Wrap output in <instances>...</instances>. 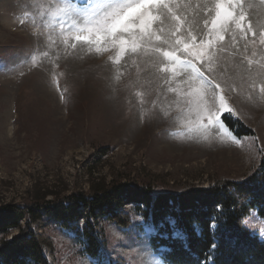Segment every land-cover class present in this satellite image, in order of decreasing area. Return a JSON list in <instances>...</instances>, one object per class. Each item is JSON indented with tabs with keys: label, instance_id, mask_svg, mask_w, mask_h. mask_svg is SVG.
I'll list each match as a JSON object with an SVG mask.
<instances>
[{
	"label": "rangeland",
	"instance_id": "rangeland-1",
	"mask_svg": "<svg viewBox=\"0 0 264 264\" xmlns=\"http://www.w3.org/2000/svg\"><path fill=\"white\" fill-rule=\"evenodd\" d=\"M108 2L0 0L1 201L26 205L46 190L89 193L120 174L151 185L156 193L181 192L224 178L243 181L260 163L264 94L259 88L264 70L255 61L264 63V44L259 42L264 0H243V33L233 24L226 31L211 28L217 0H169L181 20L157 9L160 16L150 29L155 35L151 40L137 36V53L126 52L119 64L118 41L113 46L109 38L100 45L109 50L97 53L96 45L73 39L76 28L91 26L88 17L97 19L100 6ZM231 7L238 15L240 9ZM161 21L163 33L158 31ZM117 36L132 39L125 33ZM156 47L161 51H154ZM177 48L175 54L205 76L212 57L211 75L224 89L216 91L235 111L222 117L236 121L234 130L224 121L231 136L207 120V96L198 90L192 68L163 56V51ZM133 221L143 223L137 213ZM99 224L106 244L98 257L86 252L73 231L54 221L42 227L55 243L52 264H166L151 247L154 227L139 234L135 226L121 228L106 220ZM245 224L264 240V219L256 212ZM18 232L14 228L9 238Z\"/></svg>",
	"mask_w": 264,
	"mask_h": 264
},
{
	"label": "trees",
	"instance_id": "trees-1",
	"mask_svg": "<svg viewBox=\"0 0 264 264\" xmlns=\"http://www.w3.org/2000/svg\"><path fill=\"white\" fill-rule=\"evenodd\" d=\"M224 121L235 129L236 121ZM253 212L264 219V152L243 181L224 178L181 192L156 193L120 174L89 193L46 190L26 205L0 200V264H52L55 243L40 231L50 221L73 231L86 252L98 257L106 244L102 220L135 226L139 234L154 227L151 247L166 264H264V240L242 223ZM133 213L141 225L134 224ZM14 228L19 232L9 238Z\"/></svg>",
	"mask_w": 264,
	"mask_h": 264
},
{
	"label": "snow or ice",
	"instance_id": "snow-or-ice-1",
	"mask_svg": "<svg viewBox=\"0 0 264 264\" xmlns=\"http://www.w3.org/2000/svg\"><path fill=\"white\" fill-rule=\"evenodd\" d=\"M232 5H235L239 8V13L233 10ZM243 0H217L216 2V13L215 18L211 20V28L217 29L219 26L221 31L227 30L228 24H233L237 29H240L241 33L244 32V25L242 22L246 19L245 12L242 8ZM163 8L166 9L168 13H171V18L180 21L181 17L176 15L173 12L172 7L169 6V0H109L108 3H105L100 6V14L97 19H92L88 17V20L91 21V26L87 24L83 28H76V35L73 39L77 42H85L89 45H96L95 51L97 53H101L102 51L109 50L107 47L101 48L100 45L104 43V41L111 39V43L114 46L117 41L119 43L118 55L115 59V63L119 64L120 59L126 52H131L133 54L137 53L139 45L137 44V36L141 40L147 39L151 40L155 35L154 32L150 31L153 23L159 18L160 13L157 9ZM61 12L66 11V9H60ZM248 29L251 30V24H248ZM158 31L163 33V21L158 26ZM179 31V27L175 29L172 33L175 35V32ZM86 33V34H84ZM118 33H125L131 36V41L119 38L117 36ZM253 36L256 35L255 32L252 33ZM219 40H223V35H218ZM157 40H161V36L156 35ZM192 40L196 38L191 37ZM261 44H264V32L260 33ZM64 43L67 45L68 41L65 39ZM131 43V48H127L126 45ZM163 43L167 44V40H164ZM181 43L180 39H176L174 41L175 45H179ZM210 44L211 41L209 40ZM72 48L76 47V44L73 43L71 45ZM183 49L185 52H188L189 45L185 43L183 45ZM156 52H160L161 49L156 47L154 49ZM179 51V49H175V51H163V56L166 57L173 64H180L183 67L192 68V72L195 74V77L199 80V89L204 90V95L207 96V99L204 100V109L207 112V120L210 123H214L215 126L222 131V133L227 135H232L230 130L226 127L224 120L222 117L227 113L229 116H234V109L228 105L224 95L219 94L223 93L224 89L221 87V84L218 83L211 75L213 69L211 66L212 57L209 56V66H208V76H205L204 72H201L199 69L192 65V62L181 60L179 56L175 53ZM255 55V54H253ZM203 57L201 56V61ZM254 63L253 60L249 59L248 64L252 65ZM256 64L259 65V68L264 70V63L260 61H255ZM165 71L167 69H164ZM260 73H258L259 75ZM117 79L120 77L117 76ZM255 87V81L252 84ZM219 90L217 93L216 90ZM174 91V89H170ZM259 91L261 94H264V84H261ZM210 92V95H207ZM218 101V102H217ZM234 142L239 143V140L232 136ZM142 219V218H141ZM242 223H246V221H242ZM264 235V233H262ZM215 247V245H213Z\"/></svg>",
	"mask_w": 264,
	"mask_h": 264
}]
</instances>
